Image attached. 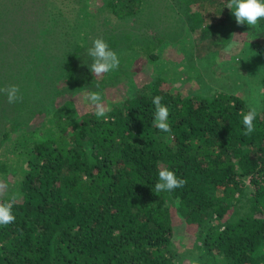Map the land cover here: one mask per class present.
<instances>
[{
  "label": "trees",
  "instance_id": "obj_1",
  "mask_svg": "<svg viewBox=\"0 0 264 264\" xmlns=\"http://www.w3.org/2000/svg\"><path fill=\"white\" fill-rule=\"evenodd\" d=\"M181 1L199 3L202 12L218 4L227 12L220 23L237 24L229 20L228 0ZM109 3L123 17L142 10L146 0ZM259 24L264 29V20ZM64 33L68 41L72 34ZM254 45L246 49L264 54V43ZM155 47L136 38L127 50L141 51L153 64ZM80 49L60 48L61 57L40 53L38 66L23 74L42 85L48 65L62 69L65 88L55 87V107L18 112L33 115L38 125L45 120V137L37 140L25 117L0 129V179L12 184L5 182L11 191L0 201L16 196L15 221L0 226V264H179L172 206L199 228L197 264H264V108L257 111L255 131L244 135L241 113L248 107L242 98L223 91L183 95L154 74L140 86L129 83L127 94L106 105L111 109L106 118H97L93 106L92 112L78 113L77 93L98 91L107 101L103 89L122 77L131 81L128 69L137 59L129 53L120 58L126 68L83 75ZM259 90L263 99L264 72ZM59 95L66 96L57 102ZM155 96L169 109L170 133L153 123ZM161 168L173 170L184 186L156 194Z\"/></svg>",
  "mask_w": 264,
  "mask_h": 264
},
{
  "label": "rangeland",
  "instance_id": "obj_2",
  "mask_svg": "<svg viewBox=\"0 0 264 264\" xmlns=\"http://www.w3.org/2000/svg\"><path fill=\"white\" fill-rule=\"evenodd\" d=\"M180 1L146 0L142 10L139 6L133 13L118 17L111 12L110 0H0V88L18 85L22 97L10 104L6 94L0 92V129L8 126L11 120L16 123L25 117L37 140L44 138L42 124L45 120L38 125L33 115L29 119L30 115L19 116V113L22 115L26 109L46 111L43 108L49 105L48 109L55 107L52 101L57 97L56 89L65 88L60 74L62 69L48 65L47 82L42 85L29 83L23 74L38 66L40 53L61 57L64 54L60 48L68 51L83 46L77 58L79 72L90 75L92 58L88 48L97 37L107 42L119 60L129 53L137 57L128 69L132 71L131 81L129 77H122L103 89L107 99L105 105L117 102L127 94L129 83L140 86L145 77L151 79L156 74L165 77L166 85L183 95H210L223 91L242 98L246 107L253 105L259 113L263 112L264 98L259 86L264 72V54L246 49V46L264 43V29H259V22L264 19L254 29L247 23L229 27L231 24L220 23L227 12L217 8L218 4L202 12L199 3L182 4ZM228 12L229 20L236 21L232 11ZM65 31L72 34L68 41ZM136 38H145L156 45L157 59L153 64L141 51L127 50ZM222 39L225 42L218 43ZM233 41L236 46L229 48ZM75 42L81 46L75 47ZM210 54L214 61L207 67L206 56ZM194 55L197 59L189 65ZM121 66L126 68L125 62L120 60ZM84 91L74 98L78 113L92 112V105L82 102ZM66 95H59L57 102ZM14 107L15 112L12 111ZM9 157L12 164H19L15 155ZM5 182L12 185L8 180ZM5 182L0 179V183L6 185ZM5 190L6 194L10 193L11 186H6ZM170 214L174 257L179 264H197L199 228L187 224L176 214L174 206L170 208Z\"/></svg>",
  "mask_w": 264,
  "mask_h": 264
},
{
  "label": "clouds",
  "instance_id": "obj_3",
  "mask_svg": "<svg viewBox=\"0 0 264 264\" xmlns=\"http://www.w3.org/2000/svg\"><path fill=\"white\" fill-rule=\"evenodd\" d=\"M226 7L230 9L235 16L237 25H247L251 28H256L258 22L264 19V0H228ZM236 42L233 41L229 48L235 47ZM88 55L92 58V63L89 65L94 76H102L117 69L120 65V60L117 53L111 50L107 42L103 38H94L92 46L88 48ZM98 88L99 85L97 84ZM7 96L8 103L12 104L20 100V89L18 85H8L5 88H0ZM163 97L155 96L152 100L155 106L153 123L161 132L170 133L172 131L168 122L169 109L163 104ZM82 102L90 104L95 109L97 118H106V114L111 110L107 107L102 99V95L98 91H86L83 94ZM257 108L249 105L247 112H242V123L245 128L244 135H251L255 131L254 121L257 118ZM158 182L155 184V193L170 192L176 188L183 187L186 181L178 178L176 173L169 168H161L158 171ZM6 185L0 183V195L4 193ZM16 203V196L13 195L10 199L0 201V226H7L13 223L16 219L13 214V206Z\"/></svg>",
  "mask_w": 264,
  "mask_h": 264
}]
</instances>
